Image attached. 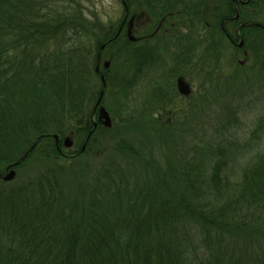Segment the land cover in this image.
Instances as JSON below:
<instances>
[{
	"label": "trees",
	"instance_id": "1",
	"mask_svg": "<svg viewBox=\"0 0 264 264\" xmlns=\"http://www.w3.org/2000/svg\"><path fill=\"white\" fill-rule=\"evenodd\" d=\"M253 6L256 23L264 25V0ZM84 10L83 0H0V173L35 156L48 162L33 178L0 181V264H264L260 142L246 147L253 159L233 174L217 136L197 133L196 142L167 144L159 161L143 160L153 151L147 141L111 133L104 147L111 143L112 151L85 175L78 199H68L58 164L67 158L62 139L70 134L76 146H87L102 136L93 115L101 92L111 120L132 119L141 110L156 123L151 130L170 137L196 103V94L174 90L161 56H140L130 44L116 47L124 44L120 34L92 23ZM252 32L248 47L261 53L264 70V32L256 26ZM104 42L115 59L124 55L101 82L94 66ZM140 64H153L159 81L143 86ZM110 87L122 96L121 113L106 102ZM133 92L138 105L129 106ZM164 113L171 120H162ZM258 122L257 134L264 118Z\"/></svg>",
	"mask_w": 264,
	"mask_h": 264
},
{
	"label": "rangeland",
	"instance_id": "2",
	"mask_svg": "<svg viewBox=\"0 0 264 264\" xmlns=\"http://www.w3.org/2000/svg\"><path fill=\"white\" fill-rule=\"evenodd\" d=\"M83 6L86 17L91 19L92 23L98 22L114 29L123 16L121 0H83ZM223 51L224 59L222 60L224 61L219 67L220 76L214 73V67L210 71L207 69L203 71L197 66L192 67L190 81L192 93L196 94L192 98L193 102L194 100L196 102L195 108L190 119L188 118L187 124L183 122L176 126L178 131L175 136L170 137L171 135L168 133L160 135L151 130V128L156 127V123L154 122V125L149 124L141 110L133 113L132 119L127 116L122 122L111 120L109 130L101 124L104 129L100 130L99 134L102 133V136L100 135V138L96 136L94 140L92 138L87 146L85 143L82 145L78 143L76 146L73 139L75 137L66 134L70 136L74 144L72 147H64L61 144V150L67 158L60 157L62 159L58 161V164L62 166L61 175H65L67 178L64 191L68 199L71 202L78 199L83 191L84 182L82 180L86 178L85 175L88 174L93 164L105 159L106 155L112 151L111 143L106 149L104 147V142L108 140L107 138L111 133H114L116 138L147 141L153 151L143 160H148L151 157L159 161L161 160V153L166 151L167 144L174 145L177 141L178 143L196 142L195 135L197 133L207 137L217 136L218 140L223 141L222 145L226 149L224 160L227 162V170L235 174L241 168L243 169L246 162L253 159L254 155L253 151H249L246 147L253 148L252 146L257 142H260L261 148L264 147V130L258 134L256 132L259 125L258 120L264 118V70L260 68L262 65V62L259 61L261 53L257 50L254 53L252 49L246 56L241 50L237 51L235 48ZM102 53L101 62L111 59V66L121 62L124 55L122 53L118 60L115 59L111 50H105ZM235 58L237 61H234ZM229 59H232L233 62ZM111 83L115 84L113 80ZM144 84L143 86H145ZM115 90L116 87L108 88L106 93L109 99H105L111 107V112L115 113L118 110L121 113L120 106L116 103L122 96L117 98L114 95ZM256 96L259 98L256 99ZM135 98H138L136 92L129 95L127 101L129 106L138 105ZM177 101L179 103V98ZM100 105L105 107V103ZM106 111L111 119V113L107 109ZM169 116L164 113L162 120H171L168 119ZM262 124L264 129V122ZM82 146H84L82 153L70 156ZM236 147L238 148L237 151H235ZM47 166V161L43 162V159L35 156L27 166L17 169V171L14 169L16 172L14 178L6 182L16 184L19 179L23 181L28 177L33 178Z\"/></svg>",
	"mask_w": 264,
	"mask_h": 264
},
{
	"label": "flooded vegetation",
	"instance_id": "3",
	"mask_svg": "<svg viewBox=\"0 0 264 264\" xmlns=\"http://www.w3.org/2000/svg\"><path fill=\"white\" fill-rule=\"evenodd\" d=\"M253 4L254 0H121L123 16L113 32L114 37L120 34L124 44L116 47L130 44L140 56L146 52L161 56L173 72L174 90L181 95L176 85L180 77L189 85L191 93L192 67L203 71L214 67V73L220 76L223 50L235 48L245 56L251 52L248 45L254 39V27L264 32V25L255 21ZM108 49L106 42L100 44L96 56L94 69L101 82L102 77L105 81L112 72L111 59L101 62L102 52ZM139 72L142 83L154 77L159 81L153 64L148 68L141 65ZM95 114L101 124L98 106L93 110ZM94 116L93 125L96 126Z\"/></svg>",
	"mask_w": 264,
	"mask_h": 264
},
{
	"label": "water",
	"instance_id": "4",
	"mask_svg": "<svg viewBox=\"0 0 264 264\" xmlns=\"http://www.w3.org/2000/svg\"><path fill=\"white\" fill-rule=\"evenodd\" d=\"M107 63H105L106 65ZM103 80V77H102ZM176 85H177V90L180 94L182 95H188L190 93V87L189 85L182 79V78H178L176 81ZM102 92L98 98V100L96 101V105H98L100 98H101ZM98 119L102 121V124L106 127H110L111 126V119L110 116L108 114V112L106 111V109L103 106H100L98 108ZM53 138L55 139L56 142L59 141L58 135L53 134ZM62 144L64 147H70L72 145V140L69 136H65L62 140ZM84 146H82L81 151H83ZM19 163V161H15L14 163L8 165L6 167V169L4 170L3 173H0V179L3 181H10L14 178L15 176V170L14 167Z\"/></svg>",
	"mask_w": 264,
	"mask_h": 264
}]
</instances>
